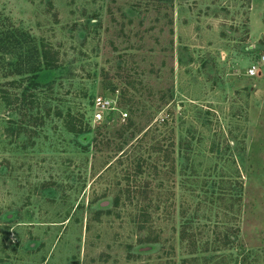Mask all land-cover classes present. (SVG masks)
<instances>
[{"label": "rangeland", "instance_id": "374dc122", "mask_svg": "<svg viewBox=\"0 0 264 264\" xmlns=\"http://www.w3.org/2000/svg\"><path fill=\"white\" fill-rule=\"evenodd\" d=\"M263 35L264 0H0V264H264Z\"/></svg>", "mask_w": 264, "mask_h": 264}, {"label": "built area", "instance_id": "2783aa9c", "mask_svg": "<svg viewBox=\"0 0 264 264\" xmlns=\"http://www.w3.org/2000/svg\"><path fill=\"white\" fill-rule=\"evenodd\" d=\"M259 42L262 49L258 53L254 63L250 64L246 69V76L250 78L259 76L264 71V35ZM93 107V119L95 122H107V116L111 114L113 117L116 111V108L109 99L100 96L94 99ZM123 118H126L125 114H123Z\"/></svg>", "mask_w": 264, "mask_h": 264}, {"label": "trees", "instance_id": "16d2710c", "mask_svg": "<svg viewBox=\"0 0 264 264\" xmlns=\"http://www.w3.org/2000/svg\"><path fill=\"white\" fill-rule=\"evenodd\" d=\"M130 126H132V121L129 122V127H130ZM75 130H76V129H74V126H72L70 132H76V133L79 132V131H75ZM122 134H123V133H121V136H122ZM155 150H156L157 153H159V151H160V150H163V149H161V147H159L158 149L155 148ZM154 169H155V167H154ZM140 216H141L140 219H141V221H142V222H141L142 225H140V226H144V222H145L146 219H144L143 217H144L145 215L141 213ZM152 242H153V241H152Z\"/></svg>", "mask_w": 264, "mask_h": 264}, {"label": "water", "instance_id": "95a60500", "mask_svg": "<svg viewBox=\"0 0 264 264\" xmlns=\"http://www.w3.org/2000/svg\"><path fill=\"white\" fill-rule=\"evenodd\" d=\"M111 117H112L111 114L107 116L106 121H107L108 123H110V122L112 121V118H111ZM101 205L106 206V203H102Z\"/></svg>", "mask_w": 264, "mask_h": 264}]
</instances>
